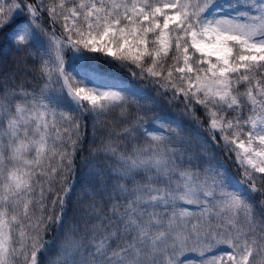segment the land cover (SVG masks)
<instances>
[{"label": "snow or ice", "instance_id": "obj_1", "mask_svg": "<svg viewBox=\"0 0 264 264\" xmlns=\"http://www.w3.org/2000/svg\"><path fill=\"white\" fill-rule=\"evenodd\" d=\"M0 33L36 62L18 72L41 81L12 75L0 90V264H181L186 252L264 264V0H0ZM98 59L151 79L198 124L201 107L207 137L153 128L161 118L140 114L152 98ZM112 113L74 222L78 115ZM50 224L60 235L47 240Z\"/></svg>", "mask_w": 264, "mask_h": 264}, {"label": "trees", "instance_id": "obj_2", "mask_svg": "<svg viewBox=\"0 0 264 264\" xmlns=\"http://www.w3.org/2000/svg\"><path fill=\"white\" fill-rule=\"evenodd\" d=\"M28 2L32 3L34 0H28ZM221 2H223V0H221ZM23 19V16H18L16 19V24L21 23ZM42 23H44L45 27H48L51 21H48L47 17L45 16ZM15 26V24L12 25V27ZM56 30L57 32L60 31L59 25H57ZM5 31H8V29ZM0 40H3L2 45H0V90H2L6 81L8 82V85L11 86V81H8V78L12 75H16L18 77L23 76L27 81L26 87L31 88L33 86H39L41 81L35 78L33 72H18V68L22 69L25 66L31 68L36 62L31 59H27L26 54L23 51L17 52L12 46L11 41L4 39L3 33H0ZM71 56V51L66 52V59ZM21 60H24L23 64L20 63ZM97 65L101 70L106 71L109 75H115L120 79L131 81L137 84L141 88L147 90L154 98H156L152 104H150L152 102V99H150L147 108L140 112L141 115H146L147 117H160L161 119L165 116L171 117V126L176 127L177 125H180L184 129L182 134L192 142V146H195L197 143L198 134L201 138L207 137L208 133L206 129L208 128V118L201 107L197 106L195 108V116L199 117V120L203 122L202 124H198L197 121L192 118L191 114H187L185 112L182 100L170 102L171 94H160L155 83L151 79L141 78L139 75L134 77L129 74L128 69L119 68L117 65L109 64L103 59H98ZM132 71H136V69L132 68ZM18 82L19 79L17 80V83ZM132 111L135 112L136 109H132ZM78 119L81 122L80 135L82 139L80 142V147L74 157V168L72 172L68 174V184L74 183L75 188L74 191L70 193L72 202L69 203L67 207V218L73 219L74 222H78L80 220V216L74 211L76 208L75 201L77 200V196H82L83 200L86 201L87 196L84 195V187L86 185L89 187L91 186L89 184L91 179L89 173L93 169V166L89 164V160L92 156L91 149L99 147L102 141L108 139L107 128L111 124L119 122L117 113H112L103 118V123H96L93 120V117L90 115H78ZM174 121L178 123L175 124ZM156 123L157 121H155L152 125H155ZM216 139L219 141L220 137L217 136ZM213 154L216 157H220L224 160L231 173L236 176L240 175V169L235 162L234 154L218 148L213 149ZM229 157H231V159ZM44 235L45 239L52 240L60 234L58 233L56 226L50 224L49 231H47ZM219 249L220 248H217L215 251ZM52 254H55V250H53ZM211 254L212 253H209L208 255L210 256ZM197 257H200L203 260V257H201V255L197 252H186L182 256H178L177 260L181 262V264H196L195 259ZM256 259L259 260V256H257Z\"/></svg>", "mask_w": 264, "mask_h": 264}, {"label": "rangeland", "instance_id": "obj_3", "mask_svg": "<svg viewBox=\"0 0 264 264\" xmlns=\"http://www.w3.org/2000/svg\"><path fill=\"white\" fill-rule=\"evenodd\" d=\"M129 83V86H134V87H138V88H140V89H142L141 87H139V86H137V85H135V84H133L132 82H128ZM143 91H144V94L145 95H147L148 97H151L152 98V102L150 103V104H152L155 100H156V98H154L151 94H148V92L146 91V90H144V89H142ZM172 121V119H171V117H169V116H165V117H163L161 120H158L157 121V123L155 124V125H152V127L153 128H157L158 126H159V124L160 123H170ZM174 123L176 124V123H178V122H176V121H174ZM183 135V134H182ZM184 136V135H183ZM217 158H219V159H222V158H220V157H217ZM223 160V159H222ZM224 161V160H223ZM227 249H225V248H220L219 250H217V251H215V253H222V252H224V251H226ZM213 254V253H212ZM211 254V255H212ZM210 255V256H211ZM196 261H197V264H202V259H200V258H196Z\"/></svg>", "mask_w": 264, "mask_h": 264}]
</instances>
